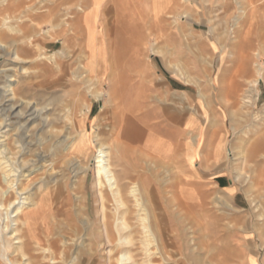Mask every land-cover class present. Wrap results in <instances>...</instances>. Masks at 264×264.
Returning <instances> with one entry per match:
<instances>
[{
    "label": "rangeland",
    "instance_id": "rangeland-1",
    "mask_svg": "<svg viewBox=\"0 0 264 264\" xmlns=\"http://www.w3.org/2000/svg\"><path fill=\"white\" fill-rule=\"evenodd\" d=\"M22 1L5 25L10 47L0 50V161L16 181L13 201L30 200L32 211L37 201L39 224L52 220L64 264L106 260L104 247L90 250L99 230L97 135L124 193H142L155 264H264V0H25L18 9ZM67 22L76 33L68 43ZM16 49L27 63L13 60ZM54 60L66 62L64 73ZM52 125L63 129L58 136ZM71 144L79 145L72 156ZM59 185L54 207L71 199L73 219L53 216ZM11 212L0 208L2 239Z\"/></svg>",
    "mask_w": 264,
    "mask_h": 264
},
{
    "label": "bare ground",
    "instance_id": "bare-ground-1",
    "mask_svg": "<svg viewBox=\"0 0 264 264\" xmlns=\"http://www.w3.org/2000/svg\"><path fill=\"white\" fill-rule=\"evenodd\" d=\"M15 1L16 0H12L9 3L7 2L8 4L7 3L4 4V5H6V7H3V9H0V16H3L4 14L7 15L3 18V22L0 20V50H8L10 47L8 42H6V40L10 37H8L5 34V30L7 29V28H5V25H6V22L8 19L9 20L12 19L11 14L15 11V8L18 7L16 5ZM24 1L25 0H23L21 2V4H19L18 9L24 8V3H25ZM80 10L82 12H84L83 9H80ZM81 18H83V15H81ZM35 19L41 20V19H43V17H42V15H39V16H36ZM22 20H23V22H26L27 19H22ZM66 24L68 26L66 29H64V31H62V35L66 39V43H68L70 40L69 37H71L72 34H76V33L73 31L74 27L69 25V22H67ZM23 31L26 34L28 33V24L24 23ZM12 39L16 40L15 37H12ZM26 44L27 45L31 44L33 46V44H35V42L33 41V38L30 37L28 40V43L26 41ZM23 47H24V44H23ZM37 50L39 51L38 48H37ZM21 51L22 50L16 49L13 52H11L13 60L17 63H27L28 59L24 58L22 56ZM26 51H27V49H26ZM26 55H27V53H26ZM41 56L42 55H40L38 58H40ZM36 59H37V57H36ZM54 61H55L54 63L56 64L55 70H57L59 73H64L65 68H66V62H59L57 60H54ZM115 69H117V68H114V70ZM21 70H22L23 74H28L27 68L22 67ZM53 71H51V72L53 73ZM61 75H63V74H61ZM13 77H14L13 75L10 76V78H13ZM7 92L9 93V97H11L12 101L17 100L18 94H17V91L12 86V84L11 85L9 84ZM148 93L150 94V92H148ZM19 97H20V95H19ZM134 99H136V101H137L140 98H138V99L134 98ZM19 100H20V98H19ZM147 101H145V102H147ZM140 102H139V104H140ZM148 104H150L149 101H148ZM148 104H146V105H148ZM27 106L31 107V103H27ZM138 106H140V105H138ZM142 107H143V104H142ZM142 107H140V109ZM147 107H149V106H147ZM121 108H120V111L123 112V110H121ZM137 109H139V107ZM154 109H152V110H154ZM32 110H33V107L30 108V111H32ZM142 110H144V109H142ZM156 110H157V108H156ZM120 111H119V113L122 115L123 113H121ZM36 112L37 111L35 110L31 114V116L35 115ZM68 112H70V111H68ZM146 112L147 111H145V113ZM148 112H150V111L148 110ZM158 112L159 111L157 110V113ZM138 113H136V114H138ZM65 114L66 115H63V114L61 115V116H63V117H61V119L65 122L71 124L70 127L73 126L74 124H73V121L71 120L72 117L70 116L71 117L70 118L69 115H67V112ZM44 117H46V116H44ZM137 117H139V116H137ZM143 117L146 119L145 116H143ZM143 117H142V119H143ZM154 117H153V120H151V122L154 121ZM167 117L170 120L173 119V117H171L170 115ZM121 122H120V125H121ZM145 124H147V123H145ZM182 125H184V124H182ZM152 126H154V124ZM73 127H71V128L73 129ZM167 127H165V128H167ZM59 128H56L52 125L50 128V131L58 136L61 133V130H63V129H59ZM76 128H77V126H76ZM171 128H173V127L171 126ZM170 130H168V131H170ZM180 130H182L181 132H183V129H180ZM172 134H170V135H172ZM69 135H70V133H69ZM96 138H97V141L99 142L98 143L99 144L98 145L99 151H98V155L96 157V162H95L96 163V166H95L96 167L95 184L98 185V189L100 187V189L98 190L99 191L98 192L99 198H97L99 200L98 203H100L99 207L97 208V213H98L97 217H98V221H99L98 222V227H99L98 229L99 230L97 232L95 231L96 232L95 234L93 233L94 238H93L92 244H90L91 245L90 250L94 251L92 249L96 248V246H98V245H100L101 248L104 247V250H102V252H107V254L105 253L106 254L105 255L106 260H105L104 264H155L154 257L156 254V250L154 249V251H152L150 249L151 248L150 247L151 240H152L151 236L153 235L150 233V230H151L150 226L152 224L150 226H148L149 223L148 224L146 223V221H148V219L146 218V210L144 209L145 206L143 205L144 204L143 198L141 199L142 193L140 196L139 195L140 191L138 192V190H136L134 187H132V189H130V191L128 193V196H130L131 200L128 198V196L124 193L123 188H122L123 186H126V184L125 185L120 184V183H122L121 179L119 178V176L114 171V168L112 165L111 148L108 145L109 143L107 144V143L103 142L102 140H104V139L101 140L102 137L100 138V135H97ZM78 146L76 144L72 146V144H71V147L69 149H67L68 153H70L71 156L75 155L76 152L79 150ZM122 147H124V145ZM129 147H131L130 144H129ZM239 151L240 152L238 155L241 156V160H242V156L244 155L243 147H239ZM113 160H115V159H113ZM6 164L7 163L4 162L3 160L0 161V172H1V176H0V208L1 209L4 208L5 210L12 208V212H11L10 217H9L10 221L8 220V223L6 225V229H7L6 238L2 239L1 235H0V254L2 255V258L1 257L0 258L3 259V262H5V263L9 262V264H64L65 260H66L65 256L67 254L66 250H65L66 248L64 249V251L61 250L60 245H59L60 239H58L56 237V235L54 234L55 228H54V226H52L53 225L52 220L48 219V216H47V218L42 219L43 220L42 225L39 224V220H41V218H40V216H41L40 213L42 210L41 204L37 201H34L35 203L33 202V206H35L36 209L34 211H32V210L28 209L29 207H26V204H29V206L31 205V203H28L30 200L27 203H25V202L22 203V202H18L17 200H19V199L16 197V199H14V201H13L11 193H13L12 191H14V183L16 181L11 180L12 171L7 170ZM2 180L4 181L5 185L3 184ZM132 180H134V178ZM147 180L149 182L150 179H147ZM130 182H131V180H130ZM152 183H153V181H152ZM65 186H66V184H65ZM62 188H63V186L59 185L56 191H54L53 193L50 192L51 205H52V208L54 209V215L53 216L56 218L64 216L68 219H73L72 218L73 217L72 209L74 206L72 205V203H70V201L72 202L71 199L67 203L63 201L60 203V206L57 205L54 207V204H55L54 203V197L57 196L58 194H62ZM128 188L129 187H127V189ZM40 189H41V187L39 188V190ZM124 189H125V187H124ZM8 190L11 191L9 194H8ZM22 191H24V189ZM35 193H36V191H35ZM36 195H38V194L36 193ZM40 195L45 198L48 196V193L43 194V192H42V193H40ZM177 196H179V195H177ZM38 197H40V196H38ZM109 197L112 198L111 202H112V204L116 210L114 214L110 213L112 210L109 208V206H107V204H108L107 201L108 202L110 201L108 199ZM35 198L38 199L37 197H35ZM27 200H28V198H27ZM151 201L152 200H150V202ZM188 202H189V191H188L187 187H185L184 183H182L181 191H180V206L183 209H187L188 204H189ZM86 203H87V201H86ZM182 208H180V209H182ZM153 210L155 211V209H153ZM8 216H9V214H8ZM68 219H67V221H68ZM10 224H12V225H10ZM151 228H152V226H151ZM66 231H68V230H66ZM69 232L70 231H68L67 233H69ZM2 233H3V231H2ZM0 234H1V232H0ZM91 235H90V237H91ZM152 241L154 242V240H152ZM155 245H156V243H155ZM157 252H158V250H157ZM219 255H220V253H219ZM219 255L215 256L216 260H217V257ZM102 257H103V255H102ZM215 258H213V257L211 258V256H210L211 261H212V259L214 260Z\"/></svg>",
    "mask_w": 264,
    "mask_h": 264
}]
</instances>
